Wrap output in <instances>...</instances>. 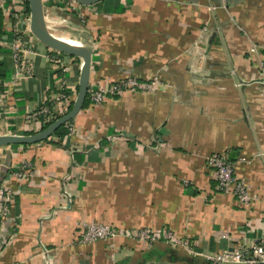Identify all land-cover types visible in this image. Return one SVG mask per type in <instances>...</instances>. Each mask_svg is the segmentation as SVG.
<instances>
[{
    "label": "crops",
    "instance_id": "1",
    "mask_svg": "<svg viewBox=\"0 0 264 264\" xmlns=\"http://www.w3.org/2000/svg\"><path fill=\"white\" fill-rule=\"evenodd\" d=\"M114 2L40 0L43 24L91 52L88 87L129 77L154 86L98 105L86 98L60 142L0 147V186L12 199L0 264H209L163 232L202 255L249 250L264 235V0H119L122 13L102 11ZM22 11L32 68L14 79L7 22ZM33 30L28 0H0V135L38 132L26 116L60 87L71 107L77 95L84 59ZM214 155L234 163L252 206L216 188ZM23 164L28 176L15 177ZM98 224L119 236L78 241L79 227ZM140 229L159 239H137Z\"/></svg>",
    "mask_w": 264,
    "mask_h": 264
},
{
    "label": "built area",
    "instance_id": "2",
    "mask_svg": "<svg viewBox=\"0 0 264 264\" xmlns=\"http://www.w3.org/2000/svg\"><path fill=\"white\" fill-rule=\"evenodd\" d=\"M26 14L24 11L13 14L8 19L10 31L13 34V41L11 47V60L13 67L14 79L17 75L28 76L31 73L32 62L25 56L26 45L24 39L23 28L20 24L25 22ZM8 26V27H9ZM21 28V29H20ZM25 31V30H24ZM263 53H264V44ZM48 61H57L54 57H48ZM262 70L264 72V56L262 60ZM13 79V80H14ZM156 80L150 79L151 82ZM154 83H141L133 77L122 79L108 83L106 87H88L87 98L94 104L103 103L109 96H119L125 92L130 91H147L152 89ZM72 96L62 87L57 96L53 93L46 95L41 102L40 107L26 116V120L30 123L42 125H49L56 119L64 116L71 108ZM0 106L2 100L0 99ZM208 168H210L215 176L217 189L225 194L233 195L237 202L243 207L248 208L252 206L255 200L249 192L245 183L235 175V165L227 157L222 155H214L206 159ZM27 167H29L27 165ZM26 165L20 167L15 177L24 178L28 176ZM11 190L4 185L0 186V221L8 214V203L11 202ZM256 201V200H255ZM119 236V233L114 228L108 225H87L79 227L78 241L84 244H92L96 241H110ZM141 241H156L159 239L158 232H151L147 229H140L134 235ZM163 237L167 243L173 248H181L183 252L188 255L203 256L209 264H264V235L257 240V242L249 249H226L218 254L202 255L194 251V244L187 238L177 237L174 234L164 231Z\"/></svg>",
    "mask_w": 264,
    "mask_h": 264
},
{
    "label": "water",
    "instance_id": "3",
    "mask_svg": "<svg viewBox=\"0 0 264 264\" xmlns=\"http://www.w3.org/2000/svg\"><path fill=\"white\" fill-rule=\"evenodd\" d=\"M76 3L84 6H90L98 3L102 0H74ZM29 9L34 28V33L38 40L46 46L64 54L79 56L84 59V65L82 67L80 75V83L78 86L77 95L72 104V107L64 116L56 119L44 129L31 135H0V147L11 146V145H32L40 143L50 138L55 131L62 125L70 122L82 109L83 104L87 98L88 85H89V71H90V59L91 52L88 49L76 48L67 45L66 43L60 42L52 38L46 31L42 20V5L40 0H28Z\"/></svg>",
    "mask_w": 264,
    "mask_h": 264
},
{
    "label": "trees",
    "instance_id": "4",
    "mask_svg": "<svg viewBox=\"0 0 264 264\" xmlns=\"http://www.w3.org/2000/svg\"><path fill=\"white\" fill-rule=\"evenodd\" d=\"M102 11L105 13H122L124 11V8L119 5V0H115L112 7H106V8L102 7ZM84 105L85 104H83V106ZM69 123H71V121L62 125L61 127H59L51 137L55 138L57 142H60L69 133L68 128H67V124H69ZM46 126L47 125L44 124L40 127V129H44ZM31 134L32 133L30 132V133H25L24 135H31ZM45 142H51V141L45 140ZM11 147H19V146L18 145H11Z\"/></svg>",
    "mask_w": 264,
    "mask_h": 264
},
{
    "label": "rangeland",
    "instance_id": "5",
    "mask_svg": "<svg viewBox=\"0 0 264 264\" xmlns=\"http://www.w3.org/2000/svg\"><path fill=\"white\" fill-rule=\"evenodd\" d=\"M67 128L69 129V130H71L72 128H71V123H69V124H67ZM172 248V247H171ZM175 249H177V250H179V251H182V249L181 248H175Z\"/></svg>",
    "mask_w": 264,
    "mask_h": 264
},
{
    "label": "bare ground",
    "instance_id": "6",
    "mask_svg": "<svg viewBox=\"0 0 264 264\" xmlns=\"http://www.w3.org/2000/svg\"><path fill=\"white\" fill-rule=\"evenodd\" d=\"M63 43H66V42H63ZM66 44L69 45V46H72V47L80 48V46H78V45L68 44V43H66Z\"/></svg>",
    "mask_w": 264,
    "mask_h": 264
}]
</instances>
